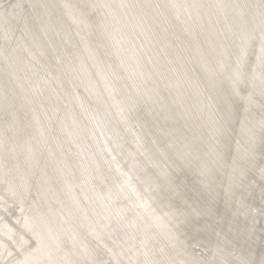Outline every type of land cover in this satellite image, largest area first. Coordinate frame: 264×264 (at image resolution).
Instances as JSON below:
<instances>
[{
  "label": "bare ground",
  "instance_id": "obj_1",
  "mask_svg": "<svg viewBox=\"0 0 264 264\" xmlns=\"http://www.w3.org/2000/svg\"><path fill=\"white\" fill-rule=\"evenodd\" d=\"M0 264H264V0H0Z\"/></svg>",
  "mask_w": 264,
  "mask_h": 264
}]
</instances>
